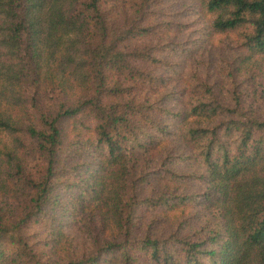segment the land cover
Listing matches in <instances>:
<instances>
[{
  "label": "trees",
  "instance_id": "obj_1",
  "mask_svg": "<svg viewBox=\"0 0 264 264\" xmlns=\"http://www.w3.org/2000/svg\"><path fill=\"white\" fill-rule=\"evenodd\" d=\"M0 264H264V0H0Z\"/></svg>",
  "mask_w": 264,
  "mask_h": 264
},
{
  "label": "rangeland",
  "instance_id": "obj_2",
  "mask_svg": "<svg viewBox=\"0 0 264 264\" xmlns=\"http://www.w3.org/2000/svg\"><path fill=\"white\" fill-rule=\"evenodd\" d=\"M71 234L74 235L76 238H79V235L74 234V232H72Z\"/></svg>",
  "mask_w": 264,
  "mask_h": 264
}]
</instances>
